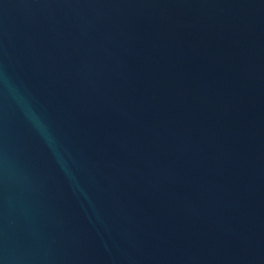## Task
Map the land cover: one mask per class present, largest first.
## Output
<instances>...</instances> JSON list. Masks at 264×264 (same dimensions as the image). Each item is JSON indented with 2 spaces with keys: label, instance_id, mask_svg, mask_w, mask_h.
I'll return each mask as SVG.
<instances>
[{
  "label": "water",
  "instance_id": "water-1",
  "mask_svg": "<svg viewBox=\"0 0 264 264\" xmlns=\"http://www.w3.org/2000/svg\"><path fill=\"white\" fill-rule=\"evenodd\" d=\"M0 264H264V0H0Z\"/></svg>",
  "mask_w": 264,
  "mask_h": 264
}]
</instances>
